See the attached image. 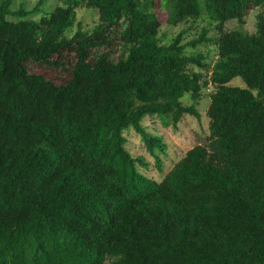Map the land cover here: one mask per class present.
<instances>
[{
	"label": "trees",
	"instance_id": "obj_1",
	"mask_svg": "<svg viewBox=\"0 0 264 264\" xmlns=\"http://www.w3.org/2000/svg\"><path fill=\"white\" fill-rule=\"evenodd\" d=\"M15 1L0 0V264H264V15L242 28L264 0H58L38 16ZM79 7L98 22L70 35ZM189 18L218 36L161 40ZM200 43L215 61L186 52ZM60 65L63 82L31 70ZM202 89L206 142L139 173L125 134L166 148L144 122L199 117L183 97Z\"/></svg>",
	"mask_w": 264,
	"mask_h": 264
},
{
	"label": "rangeland",
	"instance_id": "obj_2",
	"mask_svg": "<svg viewBox=\"0 0 264 264\" xmlns=\"http://www.w3.org/2000/svg\"><path fill=\"white\" fill-rule=\"evenodd\" d=\"M37 3H40V9L37 16L45 10L53 8L58 0H16L14 3V9H18L22 6L24 9H32ZM156 12L163 19V12L157 8ZM258 14L264 15V4L252 8L244 17V23L242 28L248 32L255 30V23ZM98 22V13L95 10L88 9L86 7H79L76 9V17L73 28L69 31V34H73L74 31L79 28L85 31H90ZM79 25V26H78ZM236 19L227 20L224 23L223 28L229 30L231 28L238 27ZM206 27L207 37L215 38L218 36V32L209 25L207 22L200 18H189L185 21L178 23L177 25H169L163 23L159 28V36L162 41L167 42L180 31H183L182 43H186L191 39L197 38L201 32V29ZM202 51L208 53V61L212 63L217 57V51L215 44L212 43H200L195 48L190 45L187 46V53H194L196 51ZM123 48L121 45H112V53L114 59H118L122 54ZM32 71H40L46 74V76L56 82H63L70 77L69 68L66 65H60L56 68H31ZM230 84L244 86V82L239 78H234ZM208 89H202L198 97L191 95H185L183 102L185 104H194L198 109L200 116H192L186 114L181 117L176 126L165 125L162 119L154 118L144 122V125L150 128L153 134H158L163 137V142L166 145L161 147L159 142H155L159 146L156 147L153 154H150L140 135L136 134L133 130L128 131L126 135L125 147L132 155L142 156L143 164L137 165V171L149 177L158 178L162 171L159 167L167 169L176 162L191 146L195 144H202L206 142V132L208 117L206 109L209 104ZM158 161V162H156Z\"/></svg>",
	"mask_w": 264,
	"mask_h": 264
}]
</instances>
